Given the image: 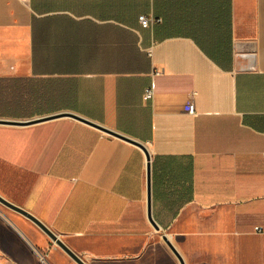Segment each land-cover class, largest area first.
<instances>
[{"label": "crops", "instance_id": "0c3cea01", "mask_svg": "<svg viewBox=\"0 0 264 264\" xmlns=\"http://www.w3.org/2000/svg\"><path fill=\"white\" fill-rule=\"evenodd\" d=\"M66 112L150 153L160 230L142 148L69 116L0 123V195L88 264L157 233L186 264H264V0H0V118Z\"/></svg>", "mask_w": 264, "mask_h": 264}, {"label": "rangeland", "instance_id": "374dc122", "mask_svg": "<svg viewBox=\"0 0 264 264\" xmlns=\"http://www.w3.org/2000/svg\"><path fill=\"white\" fill-rule=\"evenodd\" d=\"M15 216L20 215L0 202V264H78L34 222L12 220ZM157 234L162 246L149 249L151 256L132 264H180L162 234Z\"/></svg>", "mask_w": 264, "mask_h": 264}, {"label": "water", "instance_id": "95a60500", "mask_svg": "<svg viewBox=\"0 0 264 264\" xmlns=\"http://www.w3.org/2000/svg\"><path fill=\"white\" fill-rule=\"evenodd\" d=\"M61 116H69L74 119L83 121L87 124H90L92 126H95L104 132H107L111 135L120 137L124 140H127L140 148L143 149L145 152L146 158H147V190H148V207H147V213H148V218L153 225V227L156 230H160L159 225L155 222V220L152 217L151 213V167H150V153L148 148L143 144L142 142H139L133 138H130L128 136H125L123 134H120L118 132H115L113 130H110L108 128H105L91 120H88L86 118H83L82 116H79L78 114H75L73 112H66V113H56V114H51L48 116H43L40 118H36L33 120H26V121H19V120H9V119H2L0 118V123H7V124H29V123H34L42 120H47V119H53ZM0 202L7 206L8 208L21 213L25 217H27L29 220L34 222L39 228H41L57 245H59L74 261H76L78 264H88L78 253H76L66 242H64L53 230H51L47 225H45L41 220H39L36 216L28 212L27 210H24L20 208L19 206L15 205L14 203L10 202L6 198L0 195ZM163 239L169 246V248L173 251V253L176 255L178 258L180 264H186L183 256L180 254V252L177 250V248L174 246V244L171 242L169 237L166 234L162 235Z\"/></svg>", "mask_w": 264, "mask_h": 264}, {"label": "built area", "instance_id": "2783aa9c", "mask_svg": "<svg viewBox=\"0 0 264 264\" xmlns=\"http://www.w3.org/2000/svg\"><path fill=\"white\" fill-rule=\"evenodd\" d=\"M139 21L143 27H150L153 23H158L161 21V18L151 16V15H146V14H141L139 15ZM154 95V88L153 86H150L146 88L143 98L145 100H149L153 97ZM188 111L191 113H194V105L189 104L188 106Z\"/></svg>", "mask_w": 264, "mask_h": 264}]
</instances>
